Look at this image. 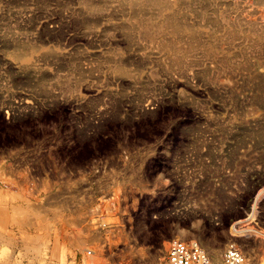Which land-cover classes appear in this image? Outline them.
<instances>
[{
  "label": "rangeland",
  "instance_id": "obj_1",
  "mask_svg": "<svg viewBox=\"0 0 264 264\" xmlns=\"http://www.w3.org/2000/svg\"><path fill=\"white\" fill-rule=\"evenodd\" d=\"M150 1L0 0V264H264V0Z\"/></svg>",
  "mask_w": 264,
  "mask_h": 264
},
{
  "label": "built area",
  "instance_id": "obj_2",
  "mask_svg": "<svg viewBox=\"0 0 264 264\" xmlns=\"http://www.w3.org/2000/svg\"><path fill=\"white\" fill-rule=\"evenodd\" d=\"M244 254L236 247L226 249L222 264H244ZM166 264H211L206 251L197 242L174 240L170 243Z\"/></svg>",
  "mask_w": 264,
  "mask_h": 264
},
{
  "label": "bare ground",
  "instance_id": "obj_3",
  "mask_svg": "<svg viewBox=\"0 0 264 264\" xmlns=\"http://www.w3.org/2000/svg\"><path fill=\"white\" fill-rule=\"evenodd\" d=\"M138 3H141L143 0H136ZM148 2L150 1V0H147ZM151 2V1H150ZM169 3V2H168ZM154 4V3H153ZM158 7V6H157ZM163 9V8H162ZM168 21H167V23L168 24H171V25H173V27L178 31V30H186V31H189V28H187V27H183L182 25H180L177 21H176V19H174V18H171V17H169L168 19H167ZM148 23V22H147ZM257 113V112H256ZM250 114V113H249ZM21 129V128H20ZM31 131V130H30ZM34 136V135H33ZM252 159H254L253 157H252ZM16 185V184H15ZM17 186V185H16ZM143 204V203H142ZM136 231V230H135ZM143 238V237H142ZM75 241H77L78 242V240H75ZM81 243V242H80ZM91 254V253H90ZM215 255H217L216 253H214ZM98 263V260L96 259V257L94 256V257H92L91 256V261H90V264H97Z\"/></svg>",
  "mask_w": 264,
  "mask_h": 264
}]
</instances>
